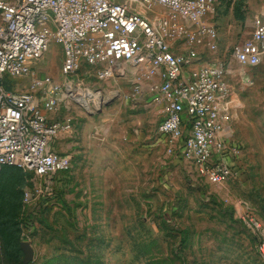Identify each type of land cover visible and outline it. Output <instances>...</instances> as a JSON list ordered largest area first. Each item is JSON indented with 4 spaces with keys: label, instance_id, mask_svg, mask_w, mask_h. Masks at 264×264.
I'll list each match as a JSON object with an SVG mask.
<instances>
[{
    "label": "rangeland",
    "instance_id": "rangeland-1",
    "mask_svg": "<svg viewBox=\"0 0 264 264\" xmlns=\"http://www.w3.org/2000/svg\"><path fill=\"white\" fill-rule=\"evenodd\" d=\"M258 17L264 0H215L197 24L161 9L148 15L164 20L175 54L193 48L194 37L205 60L229 68L227 127L241 146L238 177L209 184L169 152L158 133L164 113L150 115L145 83L139 97L134 79L100 80L83 69L72 78L81 83L79 102L50 117L71 121L53 143L70 169L43 178L12 167L0 176V264H24L23 242L34 250L28 264H264V61L242 70L233 58ZM201 26L214 28L212 51ZM178 29L183 36L173 35ZM63 60L51 44L34 71L61 81ZM7 81L17 93L30 86ZM93 93L102 94L101 105Z\"/></svg>",
    "mask_w": 264,
    "mask_h": 264
},
{
    "label": "built area",
    "instance_id": "built-area-1",
    "mask_svg": "<svg viewBox=\"0 0 264 264\" xmlns=\"http://www.w3.org/2000/svg\"><path fill=\"white\" fill-rule=\"evenodd\" d=\"M215 0H0V174L21 167L46 178L67 171L71 160L53 150L71 121L50 118L68 100L78 101L79 79L92 70L100 80L125 76L133 68L136 92L149 85L151 102L164 105L158 126L169 152L200 179L221 185L238 177L233 158L241 154L227 127L229 68L216 59L205 60L198 41L186 53L175 54L164 35V20L139 12L159 9L173 18L198 23ZM215 46L214 28L201 26ZM178 29L173 35L183 36ZM51 44L61 46L63 80L39 76L34 65ZM234 61L242 70L264 61V21H254L251 41L236 46ZM198 65L196 69L191 66ZM29 79L28 91L5 89L6 79ZM259 250L264 256V242Z\"/></svg>",
    "mask_w": 264,
    "mask_h": 264
},
{
    "label": "crops",
    "instance_id": "crops-1",
    "mask_svg": "<svg viewBox=\"0 0 264 264\" xmlns=\"http://www.w3.org/2000/svg\"><path fill=\"white\" fill-rule=\"evenodd\" d=\"M138 9V11L140 12V10H141V12H142V14L144 13L145 14V16L146 17H148V15H150L151 13H147L142 7H137ZM264 21V20H263ZM200 50V49H199ZM241 68V67H240ZM119 80H129V79H134V73H133V68L132 67H127V72H126V74H125V76H116ZM146 87H145V91H147V92H149V85L146 83V85H145ZM149 102H151V99L149 100ZM148 102V103H149ZM160 109V110H159ZM159 112H161V114H162V112L164 113V116H165V112H164V105H156L155 104V106L151 109V112H150V115L152 116V114H154V115H157V113H159ZM161 123V122H160ZM230 129V128H229ZM229 133H230V135H232V137H233V133H232V130L230 129L229 130Z\"/></svg>",
    "mask_w": 264,
    "mask_h": 264
},
{
    "label": "water",
    "instance_id": "water-1",
    "mask_svg": "<svg viewBox=\"0 0 264 264\" xmlns=\"http://www.w3.org/2000/svg\"><path fill=\"white\" fill-rule=\"evenodd\" d=\"M21 249L22 251L24 252V260H23V263L24 264H28L32 261L33 259V256H34V250L33 248L31 247V245L27 242H23L21 244Z\"/></svg>",
    "mask_w": 264,
    "mask_h": 264
},
{
    "label": "bare ground",
    "instance_id": "bare-ground-1",
    "mask_svg": "<svg viewBox=\"0 0 264 264\" xmlns=\"http://www.w3.org/2000/svg\"><path fill=\"white\" fill-rule=\"evenodd\" d=\"M93 94H95V93H93ZM102 94L101 93H97V94H95L93 97V101H97V103H102L103 102V100L101 99L102 98V96H101ZM99 103V104H100ZM101 105V104H100ZM100 105H98V107L100 106ZM83 106H85L86 108H88V102H86V103H84L83 104ZM101 107V106H100Z\"/></svg>",
    "mask_w": 264,
    "mask_h": 264
},
{
    "label": "trees",
    "instance_id": "trees-1",
    "mask_svg": "<svg viewBox=\"0 0 264 264\" xmlns=\"http://www.w3.org/2000/svg\"><path fill=\"white\" fill-rule=\"evenodd\" d=\"M7 80H8V79L4 80L3 85H4V87H5L6 90H8V91H12L11 88H10V86H9L10 81H7ZM6 169H10V168H4L3 171L1 172L0 176L2 175V173H3Z\"/></svg>",
    "mask_w": 264,
    "mask_h": 264
}]
</instances>
